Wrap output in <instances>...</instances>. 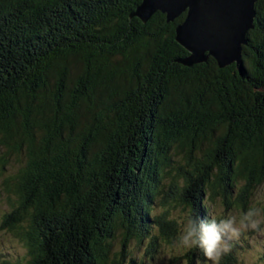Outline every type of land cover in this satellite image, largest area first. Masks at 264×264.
<instances>
[{
    "label": "trees",
    "instance_id": "trees-1",
    "mask_svg": "<svg viewBox=\"0 0 264 264\" xmlns=\"http://www.w3.org/2000/svg\"><path fill=\"white\" fill-rule=\"evenodd\" d=\"M142 1L0 0V150L4 168L22 164L4 182L3 228L27 264H109L119 236L113 264H129L153 225L154 257L174 245L175 209H246L264 183V0L241 67L224 69L182 65L187 14L144 23ZM229 245L221 264H241Z\"/></svg>",
    "mask_w": 264,
    "mask_h": 264
},
{
    "label": "water",
    "instance_id": "water-1",
    "mask_svg": "<svg viewBox=\"0 0 264 264\" xmlns=\"http://www.w3.org/2000/svg\"><path fill=\"white\" fill-rule=\"evenodd\" d=\"M260 0H143L133 17L147 23L155 14L167 15L177 26L178 43L189 55L179 60L186 67L208 63L214 58L221 68L241 67L248 33L256 28V4Z\"/></svg>",
    "mask_w": 264,
    "mask_h": 264
},
{
    "label": "rangeland",
    "instance_id": "rangeland-1",
    "mask_svg": "<svg viewBox=\"0 0 264 264\" xmlns=\"http://www.w3.org/2000/svg\"><path fill=\"white\" fill-rule=\"evenodd\" d=\"M4 153L5 152L0 150V264H3L5 261H7V259L12 260L15 263L27 264L25 259L27 251L24 244L6 227L5 229L3 228L4 217L12 210V203H10L6 194L3 192L4 182L7 177L16 174L22 165L16 158H13L5 164L4 168ZM7 158L5 160H7ZM237 195L238 192L235 193L233 199H236ZM15 198L16 197H14V199ZM207 205L210 208L209 214L214 215L217 219L223 218L230 214L239 217L243 213L247 212L250 207H264V183L255 190L254 197L251 198L250 204L246 209L235 206L228 207L224 204L222 199H217V201L211 202L207 201ZM183 213V208L179 207L174 210L172 216L173 218H176L178 221H180ZM121 240L122 238L119 236L118 240L115 241L112 253L110 254L109 264H113V261L119 259L120 256L118 254L122 253ZM230 242H235L238 245V258L241 264H264L262 256L264 254V233H260L251 229L246 231L242 230L240 237ZM141 246H143V244L139 245L135 241L132 242L126 251L125 255L128 257H126L125 261H129L132 250ZM184 254L185 252L177 249L174 247V245H167L163 242L155 252L154 258L158 261V264H188V262L183 258Z\"/></svg>",
    "mask_w": 264,
    "mask_h": 264
},
{
    "label": "clouds",
    "instance_id": "clouds-1",
    "mask_svg": "<svg viewBox=\"0 0 264 264\" xmlns=\"http://www.w3.org/2000/svg\"><path fill=\"white\" fill-rule=\"evenodd\" d=\"M264 207L253 206L247 212L237 217L227 215L217 219L214 215L197 217L191 209L186 210L180 219L174 247L188 253L193 250L202 253L204 259L198 264H221L222 258L231 251L229 242L238 239L242 230H254L264 233ZM156 226H152V233ZM143 246L131 251L129 264H158L148 251V240Z\"/></svg>",
    "mask_w": 264,
    "mask_h": 264
}]
</instances>
